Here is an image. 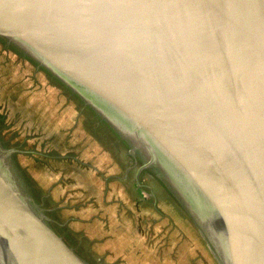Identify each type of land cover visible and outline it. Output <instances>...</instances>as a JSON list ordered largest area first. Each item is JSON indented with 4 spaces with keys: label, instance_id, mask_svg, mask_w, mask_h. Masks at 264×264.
<instances>
[{
    "label": "water",
    "instance_id": "95a60500",
    "mask_svg": "<svg viewBox=\"0 0 264 264\" xmlns=\"http://www.w3.org/2000/svg\"><path fill=\"white\" fill-rule=\"evenodd\" d=\"M0 38L144 136L225 264H264V0H0ZM12 151L0 148V263L89 264Z\"/></svg>",
    "mask_w": 264,
    "mask_h": 264
},
{
    "label": "rangeland",
    "instance_id": "374dc122",
    "mask_svg": "<svg viewBox=\"0 0 264 264\" xmlns=\"http://www.w3.org/2000/svg\"><path fill=\"white\" fill-rule=\"evenodd\" d=\"M143 137L137 144L126 124L0 38V148L15 150L16 173L87 262L225 264L175 171Z\"/></svg>",
    "mask_w": 264,
    "mask_h": 264
}]
</instances>
